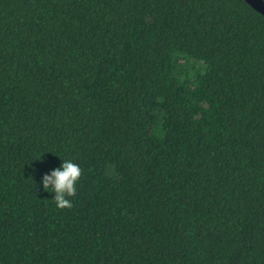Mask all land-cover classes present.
<instances>
[{
    "label": "trees",
    "instance_id": "obj_1",
    "mask_svg": "<svg viewBox=\"0 0 264 264\" xmlns=\"http://www.w3.org/2000/svg\"><path fill=\"white\" fill-rule=\"evenodd\" d=\"M0 264H264V15L0 0Z\"/></svg>",
    "mask_w": 264,
    "mask_h": 264
},
{
    "label": "clouds",
    "instance_id": "obj_2",
    "mask_svg": "<svg viewBox=\"0 0 264 264\" xmlns=\"http://www.w3.org/2000/svg\"><path fill=\"white\" fill-rule=\"evenodd\" d=\"M82 171L77 163L71 160H62L59 167L43 175V188L54 193L52 200L57 207L61 209L72 207L71 198L77 195V185L82 176Z\"/></svg>",
    "mask_w": 264,
    "mask_h": 264
},
{
    "label": "water",
    "instance_id": "obj_3",
    "mask_svg": "<svg viewBox=\"0 0 264 264\" xmlns=\"http://www.w3.org/2000/svg\"><path fill=\"white\" fill-rule=\"evenodd\" d=\"M253 8L264 15V0H246Z\"/></svg>",
    "mask_w": 264,
    "mask_h": 264
}]
</instances>
